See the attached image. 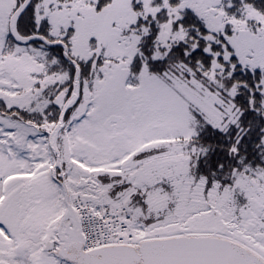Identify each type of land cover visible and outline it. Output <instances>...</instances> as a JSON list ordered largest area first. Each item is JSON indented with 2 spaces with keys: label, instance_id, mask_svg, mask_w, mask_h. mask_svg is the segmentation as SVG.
Returning a JSON list of instances; mask_svg holds the SVG:
<instances>
[{
  "label": "snow or ice",
  "instance_id": "obj_1",
  "mask_svg": "<svg viewBox=\"0 0 264 264\" xmlns=\"http://www.w3.org/2000/svg\"><path fill=\"white\" fill-rule=\"evenodd\" d=\"M0 264H264V0H0Z\"/></svg>",
  "mask_w": 264,
  "mask_h": 264
}]
</instances>
